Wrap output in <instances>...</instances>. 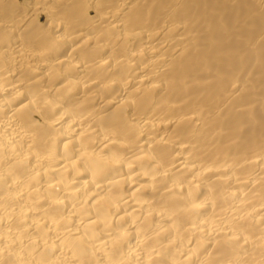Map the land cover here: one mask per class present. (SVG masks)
Returning a JSON list of instances; mask_svg holds the SVG:
<instances>
[{"label": "bare ground", "instance_id": "1", "mask_svg": "<svg viewBox=\"0 0 264 264\" xmlns=\"http://www.w3.org/2000/svg\"><path fill=\"white\" fill-rule=\"evenodd\" d=\"M0 264H264V0H0Z\"/></svg>", "mask_w": 264, "mask_h": 264}]
</instances>
